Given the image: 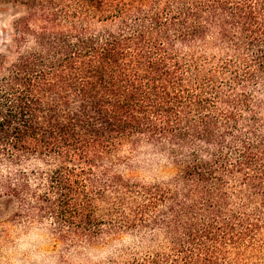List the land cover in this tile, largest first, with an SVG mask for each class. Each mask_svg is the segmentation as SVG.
I'll list each match as a JSON object with an SVG mask.
<instances>
[{"label": "trees", "instance_id": "trees-1", "mask_svg": "<svg viewBox=\"0 0 264 264\" xmlns=\"http://www.w3.org/2000/svg\"><path fill=\"white\" fill-rule=\"evenodd\" d=\"M7 4L14 216L105 264H264V0ZM146 154L149 179L130 172Z\"/></svg>", "mask_w": 264, "mask_h": 264}, {"label": "rangeland", "instance_id": "rangeland-1", "mask_svg": "<svg viewBox=\"0 0 264 264\" xmlns=\"http://www.w3.org/2000/svg\"><path fill=\"white\" fill-rule=\"evenodd\" d=\"M18 11L19 7L10 4L0 8V52L8 42V36L1 28L9 33L11 21ZM158 164L157 159L146 154L130 172L149 179L158 172ZM16 204L11 198L0 197V264H105L109 248L96 246L77 252L67 251L49 233L46 224L17 219L14 216Z\"/></svg>", "mask_w": 264, "mask_h": 264}]
</instances>
